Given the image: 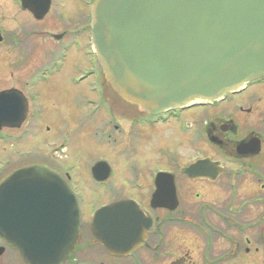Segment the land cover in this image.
I'll return each instance as SVG.
<instances>
[{
    "label": "flooded vegetation",
    "instance_id": "1",
    "mask_svg": "<svg viewBox=\"0 0 264 264\" xmlns=\"http://www.w3.org/2000/svg\"><path fill=\"white\" fill-rule=\"evenodd\" d=\"M92 2L80 0L68 9L64 0H51L49 13L37 21L19 0L20 8L36 22L50 16L59 28L32 30L44 46L52 47L46 63L20 88L0 92L15 91L25 100L27 111L33 106L34 123L42 115L41 105H36L40 85L67 73L74 90H85L73 94L75 117L54 130L57 139L51 145L61 149L62 158L48 151L41 154L34 145L22 150L29 135L10 133L22 124L0 129V183L18 169L41 165L71 188L81 224L73 250L62 264H264V78L211 103L155 115L143 112L112 91L92 52ZM19 36L6 38L13 52L21 51L27 41ZM80 132L94 139L95 148L107 146L110 153L95 157L87 167L82 165V172L79 162L67 158ZM171 135L172 146H154L156 139ZM9 144L15 149L5 153L1 148L6 150ZM13 162L20 164L10 169ZM97 164L101 180L95 181L92 169ZM81 182L87 192L101 193L106 200L90 199L88 204ZM6 184L0 189V264H25L8 239H30L21 233L33 221L39 220L43 227L52 220L48 210L54 198L44 196L43 189ZM124 201L132 213L136 210L141 232L131 237L143 243L127 256H113L93 241L89 225L97 210Z\"/></svg>",
    "mask_w": 264,
    "mask_h": 264
},
{
    "label": "water",
    "instance_id": "2",
    "mask_svg": "<svg viewBox=\"0 0 264 264\" xmlns=\"http://www.w3.org/2000/svg\"><path fill=\"white\" fill-rule=\"evenodd\" d=\"M50 3L21 0V7L41 21ZM90 16L91 45L107 83L121 100L148 114L211 103L264 78V0H94ZM26 111L15 91L0 92V129L18 127ZM99 166L92 169L96 181ZM6 182L43 189L54 198L52 220L43 227L33 221L29 232L21 233L30 239L9 243L25 264H62L81 224L73 192L40 165L14 171L0 189ZM131 209L124 201L93 215L90 236L110 255L127 256L143 243L132 239L141 232Z\"/></svg>",
    "mask_w": 264,
    "mask_h": 264
},
{
    "label": "rangeland",
    "instance_id": "3",
    "mask_svg": "<svg viewBox=\"0 0 264 264\" xmlns=\"http://www.w3.org/2000/svg\"><path fill=\"white\" fill-rule=\"evenodd\" d=\"M64 1L66 2L68 9L71 7L74 8V5H77L76 2H80V0ZM56 27L59 28L50 16L43 22H36L29 13L20 8L19 0H0V37L5 41L0 43V90L8 87L20 88L21 84L23 85L26 79L37 67L46 63L47 55H49L48 53L52 50V47L50 45L44 46L41 43L42 39L33 36L31 32L32 30H53ZM18 33L20 38H24V40L27 41L23 44L24 47L20 49L21 51L17 50L16 52H13V50L6 44V38L10 35H18ZM65 72H69L68 66L65 69ZM66 74L67 73L58 74L53 77L48 84L40 85L41 87L38 89L39 95L37 96L38 101L36 103V105H41L42 115L39 120L34 121L33 123L31 120L33 106L29 105L27 116L25 117L26 119L20 123L22 124L21 127L18 131H10L13 136L19 133L23 136L29 135L22 142V150L31 149L33 148L31 146L34 145L37 147V152L41 154L47 153L48 151L51 154L54 153L53 155L56 158L63 157L61 149H54V145H51L56 141L55 139H57H53L54 130H56L62 122H70L75 117L77 111L73 104V94L85 90L82 88L74 90L68 84ZM24 94H27L26 96H28L29 93L24 92ZM85 129L88 130L87 127ZM81 134L82 132H80V137H75L76 139L73 141V144L67 153V158L69 161L72 160L74 162H79L77 168H79L78 171L82 172V165L87 167L88 165H91L90 163H92L91 161L94 160L95 157H109L110 153L107 146L95 148L94 139ZM33 135L36 137L34 138ZM174 139V135H171L170 138L165 137L161 138V140L156 139L154 141V146H157L158 148L163 145H165V147L172 146V144H175L173 141ZM1 149L4 150L5 153H8L9 151L12 153L15 149V145L9 144L6 146V150L4 148ZM9 156L10 155L8 154L7 158ZM13 160L16 159L14 158ZM64 160L68 161L67 159ZM19 164L20 163L13 162L9 168H17ZM88 185L90 187L89 182ZM81 188L88 204L93 200L101 203L106 200L101 193L95 194L93 191L92 193L87 192V187L83 182H81ZM90 199L92 200L90 201Z\"/></svg>",
    "mask_w": 264,
    "mask_h": 264
}]
</instances>
